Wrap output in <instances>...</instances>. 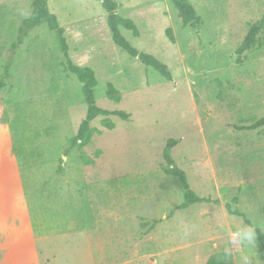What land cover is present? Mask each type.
Here are the masks:
<instances>
[{
  "label": "rangeland",
  "instance_id": "374dc122",
  "mask_svg": "<svg viewBox=\"0 0 264 264\" xmlns=\"http://www.w3.org/2000/svg\"><path fill=\"white\" fill-rule=\"evenodd\" d=\"M115 1L140 31L135 37L120 29L122 35L166 64L172 80L114 43L101 2L48 0L71 60L96 74L97 106L130 115L97 117L91 143L81 147L73 140L88 107L56 32L42 23L20 43L33 0H0V187L23 190L36 261L207 264L229 253L230 231L247 225L256 240L233 248V262L246 256L264 264L257 234L264 233V127L248 129L264 118V25L252 49L237 55L264 19V0H188L198 28L183 25L172 0ZM108 83L119 103L108 98ZM171 139L179 141L171 152L176 166L209 203L179 209L184 188L164 172ZM77 221L95 224V261L84 233H62Z\"/></svg>",
  "mask_w": 264,
  "mask_h": 264
},
{
  "label": "trees",
  "instance_id": "16d2710c",
  "mask_svg": "<svg viewBox=\"0 0 264 264\" xmlns=\"http://www.w3.org/2000/svg\"><path fill=\"white\" fill-rule=\"evenodd\" d=\"M101 2L104 10L108 13V26L112 33V38L114 43L121 48L123 51L127 52L131 57L138 58L144 65L153 68L162 77L167 80H172V75L166 64L161 62L155 56L145 53H140L135 49L129 41L122 35L120 29H125L131 31L135 37L140 36V31L136 23L131 20L124 18L119 15V4L115 0H97ZM178 15L184 26H191L193 28H198L200 25V18L198 17L193 6L188 2V0H172ZM42 23H47L50 30L55 31L59 40L60 48L64 53L67 61V69L73 75H75L82 84V92L84 95L85 102L88 107L86 119L81 123L78 134L73 140L74 145H79L85 147L89 145L92 141V137L95 130L91 127V123L99 116H111L115 115L121 119L128 121L130 115L124 111L121 112H109L107 110L101 109L96 104L95 99V88L98 85V80L93 69L87 67H80L73 63L69 55V45L65 39V30L59 24L58 17L50 10L48 0H33L32 2V14L29 19L25 20L20 29L19 42L21 43L26 37V35L34 28L40 26ZM264 25V19L256 24H254L249 33L245 37L243 43L237 51V55L241 57L245 52L252 49L253 45L257 40L258 34L261 32ZM16 46L13 47V50ZM9 63L6 67L7 77L10 78V68ZM5 87L3 80H0V90ZM107 96L110 100L119 103L121 101V96L119 91L115 88L112 83L107 85ZM104 126L107 129H114L115 125L111 123L108 119L104 120ZM264 127V118L255 121L254 124L248 127L249 130H256ZM179 143L178 140L171 139L168 141L166 149L163 153V159L166 164L164 166V172L169 176L178 177L180 183L184 188V202L179 206V209H187L192 205L210 202L209 199L199 197L191 188L187 175L185 171L179 169L171 155L172 150ZM100 154V152H98ZM87 163H92V160H88ZM259 249L263 252L264 256V233L257 230ZM207 264H234L233 255L231 253H217L211 256Z\"/></svg>",
  "mask_w": 264,
  "mask_h": 264
},
{
  "label": "crops",
  "instance_id": "0c3cea01",
  "mask_svg": "<svg viewBox=\"0 0 264 264\" xmlns=\"http://www.w3.org/2000/svg\"><path fill=\"white\" fill-rule=\"evenodd\" d=\"M1 184L3 185V182ZM20 192L19 188L0 187V264H18L20 260L24 261L23 259L28 260L27 264H40L36 261L40 253L37 249L38 238L35 234L33 219L23 190ZM80 223L81 221L66 224L72 229L66 228L62 233H84L83 238L88 242L89 254L95 261L96 248L89 230L94 228L95 224L88 227Z\"/></svg>",
  "mask_w": 264,
  "mask_h": 264
},
{
  "label": "clouds",
  "instance_id": "9594fccd",
  "mask_svg": "<svg viewBox=\"0 0 264 264\" xmlns=\"http://www.w3.org/2000/svg\"><path fill=\"white\" fill-rule=\"evenodd\" d=\"M256 240V232L254 228L244 225L235 231L229 232L227 240V251L230 253L233 248L248 247L254 244ZM242 264H252L248 257H243Z\"/></svg>",
  "mask_w": 264,
  "mask_h": 264
}]
</instances>
